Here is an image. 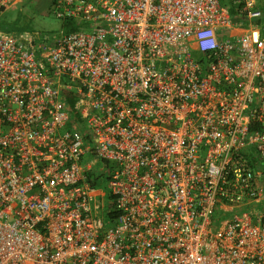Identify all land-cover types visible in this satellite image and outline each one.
Returning <instances> with one entry per match:
<instances>
[{"label": "built area", "instance_id": "obj_1", "mask_svg": "<svg viewBox=\"0 0 264 264\" xmlns=\"http://www.w3.org/2000/svg\"><path fill=\"white\" fill-rule=\"evenodd\" d=\"M50 9L0 32V264H264V0Z\"/></svg>", "mask_w": 264, "mask_h": 264}, {"label": "rangeland", "instance_id": "obj_2", "mask_svg": "<svg viewBox=\"0 0 264 264\" xmlns=\"http://www.w3.org/2000/svg\"><path fill=\"white\" fill-rule=\"evenodd\" d=\"M220 2L226 4L228 0H220ZM50 4L51 0H23L0 12V19L13 27L26 30L21 33L59 34L62 24L52 13Z\"/></svg>", "mask_w": 264, "mask_h": 264}, {"label": "trees", "instance_id": "obj_3", "mask_svg": "<svg viewBox=\"0 0 264 264\" xmlns=\"http://www.w3.org/2000/svg\"><path fill=\"white\" fill-rule=\"evenodd\" d=\"M229 9H230L231 14L233 15L235 13V7L230 6ZM259 22L260 21H258V23ZM61 24H62L61 28L64 27L65 32H70V31H74V30L78 29V26L74 25L72 23V21H70V20L61 21ZM23 31H26V30H24L22 28L13 27L11 24L6 23L4 20L0 19V32H3V33H7V32L21 33ZM263 34H264V32H263Z\"/></svg>", "mask_w": 264, "mask_h": 264}, {"label": "bare ground", "instance_id": "obj_4", "mask_svg": "<svg viewBox=\"0 0 264 264\" xmlns=\"http://www.w3.org/2000/svg\"><path fill=\"white\" fill-rule=\"evenodd\" d=\"M102 192V186H98L93 193L94 200H98L100 197H102Z\"/></svg>", "mask_w": 264, "mask_h": 264}]
</instances>
